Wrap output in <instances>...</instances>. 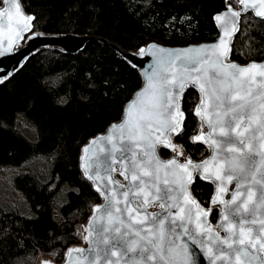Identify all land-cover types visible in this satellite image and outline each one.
Here are the masks:
<instances>
[{"label":"trees","instance_id":"1","mask_svg":"<svg viewBox=\"0 0 264 264\" xmlns=\"http://www.w3.org/2000/svg\"><path fill=\"white\" fill-rule=\"evenodd\" d=\"M19 1L35 17L31 32L95 36L127 51L151 42L212 41L213 16L226 7L225 0H145L136 12L141 0ZM229 59H264V19L241 17ZM141 84L138 70L98 41L75 54L38 50L0 83V173L15 171L9 188L24 196L32 213L0 205V264H35L40 254L61 262L70 247L82 244L84 224L101 202L80 168L82 147L121 119ZM198 102L197 90L187 87L180 100L185 127L174 136L194 160L208 153L191 140L200 128ZM159 153L167 157L169 150ZM190 191L201 206H210L212 183L195 176ZM217 217L213 209L211 223Z\"/></svg>","mask_w":264,"mask_h":264},{"label":"snow or ice","instance_id":"2","mask_svg":"<svg viewBox=\"0 0 264 264\" xmlns=\"http://www.w3.org/2000/svg\"><path fill=\"white\" fill-rule=\"evenodd\" d=\"M144 2L141 0L136 12ZM225 3L224 13L214 15L222 29L219 42L185 50L192 55H173L157 49L162 55L147 74L146 87L128 103L123 123L112 125L113 134L119 132L118 144L113 143L110 135L107 139L112 148L110 153L105 152L107 159L97 156L82 165L89 179L106 181L103 186H96V191L105 198V207L94 211L100 220L115 225L111 229L100 228L99 234L104 237L101 243L110 244L104 235L109 231L115 233L111 237L114 242L105 249H96L91 264H98L101 259L104 264H114L109 257L117 256L115 264H190L187 244L178 243L185 236L206 249L213 262L264 264V259L258 255L264 253V215L260 214L264 210V63L238 66L226 64L222 59L231 51L229 41L239 31L242 15L252 12L264 19V0H238L241 11H234L227 0ZM0 4L7 5L0 9V21L7 16L11 27L14 8L15 17L19 18L17 23L22 21L23 29L31 30L35 17L23 14L19 0H0ZM152 49H156V45L139 48L138 53L150 55ZM189 82L202 93L195 115L203 124L200 133L191 140L208 144L213 155L200 164L193 163L190 158L184 163L175 157L161 161L156 155L157 144L171 148L177 156L184 155L178 150L181 146L172 143L171 136H179L184 130L180 99ZM205 125L207 133L203 131ZM87 151L85 148L84 152ZM116 163L120 164L119 175L127 185L113 179ZM161 169L165 170L163 178ZM193 172H199L201 179L216 184L210 203L222 206L217 227L228 234L224 238L213 233L211 226L204 222L212 209H202L188 191ZM234 180L236 189L231 199L225 200L227 185ZM157 201L163 213H148L147 208ZM193 215L203 232L194 234L187 226L193 222ZM205 233L211 246L197 240V236ZM81 251L70 249L69 254ZM42 264L51 262L43 261Z\"/></svg>","mask_w":264,"mask_h":264},{"label":"water","instance_id":"3","mask_svg":"<svg viewBox=\"0 0 264 264\" xmlns=\"http://www.w3.org/2000/svg\"><path fill=\"white\" fill-rule=\"evenodd\" d=\"M232 1H236L237 6H238L237 8L232 6V9L234 11H241V6L239 5L238 0H227L228 3L232 2ZM4 7H7V5H3V4L0 5V9H2ZM21 7H22V5H21ZM225 9H226V7H225ZM225 9L218 12V13L223 14ZM12 12H13L14 19L11 22V27H9L10 22L8 21L7 16H5L3 18V20L0 21V25H2V28H0V53H2V54H0V78H2V80H0V83H2L4 80L9 78L13 73H15L24 64V62L32 54H34L38 50H41L44 48H56V49H59L65 53L75 54V53L79 52L80 50H82L83 47L85 46V44L90 42V41H98L100 43H103V44L108 45L111 48H113L123 59H125L130 65H132L136 70H138V72L142 78L141 86L134 92L133 96L126 103L121 119L117 122L110 124L108 126V128L103 133L97 134L96 136L90 138L86 142V144L82 147L81 155H80V168H81L85 178L88 181H90V183L93 185L95 190H96L97 184L103 186V184L106 183V181L100 180L98 178L95 180L89 179L87 177V175H85V172H84L82 165H84L86 162H90V161L94 160L97 156H99L102 160L107 159L105 152L110 153L111 148H112V144H110L108 142V139H107L110 135L113 136V143L118 144L119 132H116L115 134H113L112 125H119V124L123 123V121L125 119V112H126L128 103L132 100H135L137 98L138 94L146 87V85H147V74L150 73L152 71V69L155 67L157 57L159 55H162V53L158 52L157 49H164L165 53H172L173 55L178 54V53L181 54L182 56L185 54L192 55L193 53H186L185 50H187L189 48H191V49L203 48V47L211 46L213 44H217L219 42L221 35H222V29L218 26V23L214 20V16H213V21H214V24H215V27L217 30V36L214 40L204 41V42H200L198 44H187V45H176V46H168V45L160 44L157 42H151V43L147 44L146 46H143L140 48L148 49L149 46L156 45V49H152V54H150V55L145 54L144 56H140L138 53V50H136V51L123 50L119 46L111 44L107 40H104V39H101V38L95 37V36L75 35V34H70V33L56 35V34H45V33H41V32H31V30L30 31L24 30L23 29V22L20 21L19 23H17L19 18L15 17V9L14 8L12 9ZM22 12H23V14L30 15L23 9V7H22ZM248 14H252L253 17H255L257 19H261L260 17L255 16L254 13H252V12H249ZM243 16H245V15H242L241 17H243ZM241 17L239 18V22L241 20ZM232 19H235V18H232ZM18 30H19V35H17ZM236 33L232 36V39L229 41L230 48H231L232 41H233ZM26 35H27V37L25 38L24 43L19 45ZM9 41H11V46H9ZM229 54L227 57H222V59L224 60V63H226V64L227 63H235L238 66H247L253 62H255L257 64L264 63V59H263L261 61H251L248 63L240 64V63H237L233 60H230ZM193 75H196V74H193ZM257 79H260V78L257 77ZM189 86L194 87L197 90V92L199 93V102L197 104V106H199L200 101L202 99V93L198 90V87L194 86L191 82L186 84L184 90ZM180 106H181V104H180ZM198 119L202 125L203 122L200 119V117H198ZM203 131L205 133L208 132V128L206 125L203 127ZM174 135L175 134H172V136H171V140H172L173 144H175V142L173 140ZM93 141H95V143H93ZM202 144L208 149V153L205 157H203L200 160H194V159L190 158L193 161V163H195V164H200L204 160L211 158L213 155V149L211 147H209L208 144H205V143H202ZM85 148L88 149L87 152H84ZM159 148H164V147L162 145H159V144H157V146H156V155L161 161H167L169 159H172L173 157L177 158V156H175V155H170L167 158H162L159 155ZM166 149H171V148H166ZM116 155L118 156L119 153H116ZM225 155H229V154L225 153ZM187 158H189V157H187ZM187 158H185L182 161L179 160L178 158L177 159L179 160L180 163H184ZM256 159L258 160L259 158L256 157ZM114 168L116 170L112 173L113 179L119 180L122 184L127 185L128 182L125 181L123 179V177H122V179H120L117 176V175H119V171L121 169L120 164L116 163L114 165ZM164 172H165L164 169L160 170L161 178H163ZM192 176H193V180H194L195 176H198L200 178V173L199 172H193ZM169 179H171V177H169ZM193 180H192V182H193ZM202 180H205V179H202ZM205 181L210 182L208 180H205ZM192 182L188 185V191L191 194V196L195 199V197L192 195V193L190 191V185L192 184ZM210 183H212V182H210ZM212 185L214 187V191H213L211 199L214 197L215 192H216V184L212 183ZM161 187H164V185L161 184ZM172 187H175V185H172ZM227 187H228V194L225 195L224 199L230 200L231 199V193L233 191H235V189H236V181L234 180L231 184L227 185ZM99 195L101 197V202L93 207L91 214L89 215L87 221L84 224V235H83V243L84 244L81 246L70 247L66 251L64 259L61 262L57 263V262L49 261V262H51V264H91V262L95 259L96 249H105L107 247H110V244L114 242V241H111V237L113 235H115V233L112 231H109V232L105 233L104 235L109 238L110 244L104 245L101 243V241L103 240L104 237L99 234L100 228L103 226V227H108L109 229H111L115 225L109 224L106 220L105 221L100 220L99 214L94 211V209H96V208L103 209L105 207V204H106L104 196H102L100 193H99ZM159 203L160 202L157 201L154 204H152L151 206H149L147 208V212L148 213H163L164 210L159 206ZM155 206H159V208L154 209ZM185 206L186 207H192L191 205H185ZM210 206L213 208H215V207L219 208V215H218V219L216 222V227L212 226L209 223V216L204 218V222L207 225L211 226V228L213 229V233H218L220 238H224L228 234L225 231H223L222 229H220L219 227H217V224L220 223V221H221L220 210H221L222 206L218 205V204L212 205L211 203H210ZM201 208L207 210L203 206H201ZM175 211L176 210L173 209V212H175ZM193 211L195 213V209H193ZM260 214L264 215V210H261ZM181 215H183V214H181ZM179 222L180 221L178 220L177 223H179ZM187 226L189 227V229L194 234L197 232H203L202 228L197 227L195 215H193V222L191 224H188ZM86 229H88L89 231H86ZM93 229H95V231H92ZM90 231H91V235L89 234ZM219 232H221V233H219ZM85 236H88V240H85ZM131 238H134V237H129V239H131ZM197 240L203 241L206 245L211 246V241L207 240V233H205L203 236H197ZM178 243L187 244L188 249H189L190 264H225V262L222 260H217L215 262L211 261L209 254L207 253L206 249L200 247L199 244H193L191 242V240L186 236L182 237L178 241ZM70 249H81L82 251L79 253L78 252H71V254H69ZM258 255H259L260 259H264V253H258ZM109 258L113 260L114 264H115V261H117L119 259L118 256L117 257H109ZM98 264H104V259H101L98 262ZM151 264H155V262H151ZM254 264H256V262H254Z\"/></svg>","mask_w":264,"mask_h":264},{"label":"rangeland","instance_id":"4","mask_svg":"<svg viewBox=\"0 0 264 264\" xmlns=\"http://www.w3.org/2000/svg\"><path fill=\"white\" fill-rule=\"evenodd\" d=\"M235 5L236 6H234V7H237V3ZM26 37H27V35L24 37V39L22 40V42L19 45L24 43V40ZM201 126L202 125H200L198 133L201 130ZM175 145L181 146L176 141H175ZM178 150L183 151L184 155L183 156H177V153L173 152L171 149H169V155H175V156H177V158L179 160H184L185 158L189 157L187 155V153L185 152L184 147L181 146ZM13 172L15 173V171L13 169L9 168V169H5L3 172L0 173V205L6 209L16 208L17 210H19L23 214L31 216L32 213H31L30 209L28 208V204H27L24 196L20 193L15 192L11 188H9L10 187V177L12 176L11 173L13 174ZM117 176L120 179H122V177L120 175H117ZM209 208H211L212 210L217 209L218 214H219V208H217V207L213 208V207L209 206L207 209H209ZM83 244L84 243L82 242V245ZM43 261H54V259L51 256L40 254L38 256L35 264H42Z\"/></svg>","mask_w":264,"mask_h":264}]
</instances>
